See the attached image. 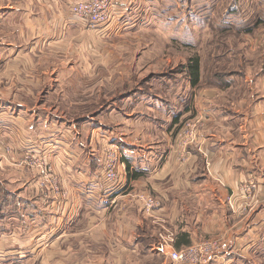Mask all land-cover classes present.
Listing matches in <instances>:
<instances>
[{
  "label": "crops",
  "instance_id": "1",
  "mask_svg": "<svg viewBox=\"0 0 264 264\" xmlns=\"http://www.w3.org/2000/svg\"><path fill=\"white\" fill-rule=\"evenodd\" d=\"M71 1L0 0V264H173L170 248L215 236L230 243L225 264H264V39L245 42L250 63L224 82L201 83L200 72L192 86L187 75L167 92H119L75 119L60 106L69 96L55 92V66L100 52L96 38L152 12L155 0H113L110 25L93 29L72 18ZM200 109L204 141L183 160L174 134ZM112 142L126 151L114 187L101 177ZM27 148L52 164L66 198L11 161ZM249 178L259 202L232 212L227 198ZM139 191L160 202L149 215Z\"/></svg>",
  "mask_w": 264,
  "mask_h": 264
},
{
  "label": "rangeland",
  "instance_id": "2",
  "mask_svg": "<svg viewBox=\"0 0 264 264\" xmlns=\"http://www.w3.org/2000/svg\"><path fill=\"white\" fill-rule=\"evenodd\" d=\"M189 3L155 0L152 12L138 13L119 33L96 38L104 43L100 52L84 49L73 54L72 64L58 63L55 92L69 96L59 100L67 115L76 119L96 114L119 92H167L187 76L184 66L195 56L200 59L201 83L224 82L225 74L244 72L250 63L247 51H254L245 42L264 39V0ZM43 85L49 87L48 81ZM141 192L153 196L139 191L133 194L136 200Z\"/></svg>",
  "mask_w": 264,
  "mask_h": 264
},
{
  "label": "built area",
  "instance_id": "3",
  "mask_svg": "<svg viewBox=\"0 0 264 264\" xmlns=\"http://www.w3.org/2000/svg\"><path fill=\"white\" fill-rule=\"evenodd\" d=\"M71 16L74 20L88 29L96 27H108L112 21L114 2L113 0H72L69 5ZM191 112L194 116L182 120L181 125L176 128L174 134V152L186 160V150L189 145L202 144L204 135L202 126L207 118L205 110ZM126 151L114 142L103 147V160L101 166V177L110 186H115L119 181L118 167L122 165L121 158ZM183 160H181L183 162ZM13 163L19 166L29 167L36 171L35 184L41 191H48L53 199L66 198L68 192L61 186L54 167L39 150L27 148L23 158ZM259 182L256 178L241 181L227 198V204L232 212L250 211L254 204L259 201L256 193ZM47 195V193H46ZM137 200L144 212L151 213L160 206L158 199L146 192H141ZM240 201V203H238ZM230 243L222 236H215L201 241L191 242L180 248H170L168 258L173 264H210L220 261L225 264V256L229 250Z\"/></svg>",
  "mask_w": 264,
  "mask_h": 264
},
{
  "label": "trees",
  "instance_id": "4",
  "mask_svg": "<svg viewBox=\"0 0 264 264\" xmlns=\"http://www.w3.org/2000/svg\"><path fill=\"white\" fill-rule=\"evenodd\" d=\"M184 68L186 69V74L189 76L190 83L192 84V86L196 85L199 82V77H200V59H199V57L195 56V57L189 58L185 64Z\"/></svg>",
  "mask_w": 264,
  "mask_h": 264
}]
</instances>
